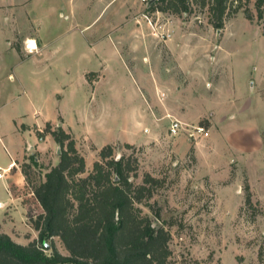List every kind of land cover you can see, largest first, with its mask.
Here are the masks:
<instances>
[{
  "label": "rangeland",
  "instance_id": "1",
  "mask_svg": "<svg viewBox=\"0 0 264 264\" xmlns=\"http://www.w3.org/2000/svg\"><path fill=\"white\" fill-rule=\"evenodd\" d=\"M139 3L137 14H128L127 20L138 15L142 22L137 25L143 24V28L140 32L129 29L130 39L122 49L132 76L142 87L146 110L157 119L147 141L131 147L125 141H135L140 130L129 123V115L120 129L111 126L113 136L123 140L112 143L114 156L137 159L136 183H141L145 174L158 180L152 196L140 207L154 228L170 232L172 264H264L258 255L263 248L264 258V19L256 20L251 1L252 21L239 10L216 30L208 22L206 7L193 5L188 12L176 15L150 12L147 0ZM117 5L112 4L105 17ZM82 20H90V15ZM29 48H36L33 40ZM62 63L72 66L71 71L61 76L53 72L55 76L40 80L37 87L30 80L32 102L18 105V109L38 108L41 116L51 113L56 79L67 85L72 81L80 113L88 116L94 111L77 84L78 70L86 61L74 57ZM132 95L126 94V106L131 107L135 100ZM222 107L230 114L216 124L213 117ZM172 118L200 123L214 131L213 146L205 140L196 145L183 134L170 136ZM90 127L97 144L107 141L98 126ZM237 131L248 133L252 151L250 145L240 149L234 144ZM258 132L259 138L254 140ZM180 138L185 139L184 144ZM76 145L85 158L86 175L98 159V150L87 139ZM196 146L210 152L202 158L200 168ZM56 156L55 147H49L44 157H37V166L29 165L31 182L42 180L44 169ZM246 184L250 205L245 203ZM28 186L32 184L28 182L24 188L29 214L37 215L40 209L37 211ZM33 236L37 239L38 232ZM43 241L46 255L52 254V247L69 255L58 237Z\"/></svg>",
  "mask_w": 264,
  "mask_h": 264
},
{
  "label": "crops",
  "instance_id": "2",
  "mask_svg": "<svg viewBox=\"0 0 264 264\" xmlns=\"http://www.w3.org/2000/svg\"><path fill=\"white\" fill-rule=\"evenodd\" d=\"M116 2L113 14L109 12L105 17ZM139 6V0H0V233L7 234L13 241L25 245L37 232L29 220L24 195L28 180L22 167L37 166V157H44L49 147H55L57 156L43 175L59 160V147L51 135H37L47 123L52 128H63L77 143L80 139L89 140L94 150H99L106 144L123 141L113 136L111 126L120 129L129 115V123L140 130V135L135 141L125 143L147 141L157 116L146 110L142 87L132 76L122 49L130 39L127 31L134 28L140 32L143 28V24L137 25L142 22L138 15L127 20L128 14L136 13ZM85 15H90V20L83 21ZM32 40L36 48L28 50L26 45ZM74 57L87 64L78 70L77 84L85 94L86 104L90 103V111L94 110L90 115L79 112L72 81L67 85L56 79L53 80L51 113L41 116L38 108L18 109V105L32 102L30 80L36 86L40 80L55 76L53 72L66 75L72 66L62 62ZM127 91L135 99L131 107L126 106ZM225 110L218 108L213 117L216 124L229 116ZM91 125L98 126L107 141L97 144L90 133ZM209 131L203 141L213 146L214 131ZM236 133L234 144H239L240 149L250 145L252 151L248 133ZM257 138L259 132L254 140ZM180 142L184 144L185 139L180 138ZM195 149L200 168L202 158L210 152L203 151L201 146ZM233 157L226 161L227 166ZM11 163L13 167L8 169ZM37 207L41 212L38 204Z\"/></svg>",
  "mask_w": 264,
  "mask_h": 264
},
{
  "label": "trees",
  "instance_id": "3",
  "mask_svg": "<svg viewBox=\"0 0 264 264\" xmlns=\"http://www.w3.org/2000/svg\"><path fill=\"white\" fill-rule=\"evenodd\" d=\"M264 19V0H153L148 10L179 15L191 6L206 7L208 22L216 30L242 10L249 21ZM50 134L59 147V160L37 183L29 178V165L22 171L42 211L29 215L38 238L22 245L0 233V264H172L170 232L154 228L140 204L148 200L158 180L145 174L136 183L137 159L114 156L112 144L98 150V159L86 175V162L74 137L47 123L39 137ZM131 147L130 144H127ZM250 205L249 186H244ZM58 237L69 255L52 247L44 252V238ZM263 248L258 255L264 262Z\"/></svg>",
  "mask_w": 264,
  "mask_h": 264
},
{
  "label": "built area",
  "instance_id": "4",
  "mask_svg": "<svg viewBox=\"0 0 264 264\" xmlns=\"http://www.w3.org/2000/svg\"><path fill=\"white\" fill-rule=\"evenodd\" d=\"M142 1H146V0H142ZM152 1L153 0H147V5H150ZM161 38H163V34H161ZM26 47L28 50H31V48H29V44H27ZM168 133L170 136H177L183 134L187 136L188 139L194 142H199L200 140L206 139L209 136V129L200 123H195V124L187 123L177 118H172L168 128ZM13 164L14 163H11L8 169L13 167ZM28 193L30 196H33L35 198L34 193L29 186H28Z\"/></svg>",
  "mask_w": 264,
  "mask_h": 264
},
{
  "label": "water",
  "instance_id": "5",
  "mask_svg": "<svg viewBox=\"0 0 264 264\" xmlns=\"http://www.w3.org/2000/svg\"><path fill=\"white\" fill-rule=\"evenodd\" d=\"M58 153H59V150H58Z\"/></svg>",
  "mask_w": 264,
  "mask_h": 264
}]
</instances>
